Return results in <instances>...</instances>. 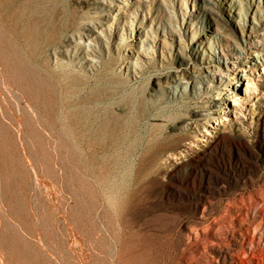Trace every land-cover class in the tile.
<instances>
[{
  "label": "rangeland",
  "instance_id": "374dc122",
  "mask_svg": "<svg viewBox=\"0 0 264 264\" xmlns=\"http://www.w3.org/2000/svg\"><path fill=\"white\" fill-rule=\"evenodd\" d=\"M210 1L0 0V264H255L208 243L264 190V0Z\"/></svg>",
  "mask_w": 264,
  "mask_h": 264
},
{
  "label": "bare ground",
  "instance_id": "6f19581e",
  "mask_svg": "<svg viewBox=\"0 0 264 264\" xmlns=\"http://www.w3.org/2000/svg\"><path fill=\"white\" fill-rule=\"evenodd\" d=\"M201 3H202V7H200V8L202 10H208L209 4H213V3H211L210 0H200V4ZM10 4L12 5L13 3H10V1H8L7 6H9ZM228 4H233V0H228ZM248 9H249V7H248ZM245 14L249 15L248 12H246ZM9 24H10L12 29H14L16 32L19 33V35L26 37L28 40L27 42H29L31 44L37 43V41L40 39V36L43 34V31L40 33V31H39L40 29L37 30L36 28H34L31 21L28 19L27 15L24 13H21V11L18 8L13 11L12 16L9 19ZM40 40L42 41V39H40ZM38 44H36V47L40 45V44L39 45ZM30 48H31V46H30ZM35 50H34V52H35ZM32 51H33V49H32ZM86 60H87L88 64H92L95 62L93 60V58H89V57H87ZM224 64H225V62H224ZM228 64L232 65L231 63H228ZM232 68H233L232 70H237V67H235V66H232ZM239 72H241V71H239ZM240 75H241V73H239L238 76H240ZM219 101H220L219 98H215L213 104L217 105ZM212 113L214 114L215 112H212ZM77 116H79V115L77 114ZM80 116H81V114H80ZM134 131H135L134 128H132L131 133H134ZM216 135H218L217 139L215 141L216 144L221 142V141H224V140L232 142V140L229 137H227L222 130L217 131ZM230 147H232V146L230 145ZM229 152H230V150H229ZM240 154L241 153H239L238 156H240ZM241 156H243V155H241ZM262 181H264V180H262ZM249 194L250 193H248V195ZM241 195H240L239 199L235 200V198H234L233 199L234 201L231 199L233 202L230 200L231 204L229 203L230 206L228 205L229 206L228 212L225 211V213H224V214H226V216H224V218H222L220 216L222 219L218 218L219 220L220 219L221 220L217 225L215 224L216 226L213 229H212L211 224L209 225L212 229V232H211V230H209V232L212 233L211 235L213 236L212 237L213 239H212V241H210L208 243V245L211 246L210 247V249H211L212 246L215 244V242L220 240L219 239L220 235H219V237L216 236V234H218L217 232H219V234L224 233V232L229 233L230 237H231V242L235 246L239 247L240 249L247 248L248 252H246V251L241 252L243 254L242 257H244V258L248 257V259L251 258L253 263H255V264H263L264 263V238H263V235H264V190H263V192L259 191V190L253 191V193H251V195H249V196L246 195L247 197L246 196L244 197L243 195L241 197ZM253 210L257 211L256 217L251 216V212H254ZM216 219H217V217H216ZM218 219H217V221H219ZM213 220H214V222H217V221H215V219H213ZM208 227H206V229ZM195 230H197V229H195ZM237 253H239V251ZM224 257L226 258L227 255L224 254ZM225 260H227V259H225ZM225 260H224V262H225ZM237 264H247V263L243 258L237 257Z\"/></svg>",
  "mask_w": 264,
  "mask_h": 264
}]
</instances>
